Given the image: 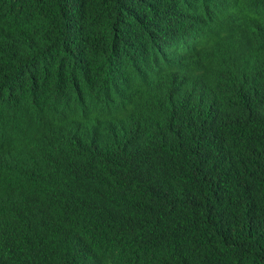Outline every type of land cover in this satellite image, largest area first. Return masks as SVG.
Masks as SVG:
<instances>
[{
	"label": "trees",
	"instance_id": "obj_1",
	"mask_svg": "<svg viewBox=\"0 0 264 264\" xmlns=\"http://www.w3.org/2000/svg\"><path fill=\"white\" fill-rule=\"evenodd\" d=\"M245 10L246 0H0V30L17 28L0 54L19 44L27 72L59 83L92 123L41 109L0 125V146L15 147L0 264H264V24ZM228 27L242 54L204 66L197 43L229 52ZM130 42L179 55L176 75L146 86L136 73L128 88ZM19 86L9 81L10 97ZM103 104L123 121L100 129ZM24 128L36 134H9Z\"/></svg>",
	"mask_w": 264,
	"mask_h": 264
},
{
	"label": "clouds",
	"instance_id": "obj_2",
	"mask_svg": "<svg viewBox=\"0 0 264 264\" xmlns=\"http://www.w3.org/2000/svg\"><path fill=\"white\" fill-rule=\"evenodd\" d=\"M249 5V10L238 12L241 15L252 14L256 19L264 24V0H246ZM222 6H213L209 8V12L217 14V11ZM235 14V13H231ZM213 26V25H211ZM210 26V27H211ZM17 39V28L9 27L5 30H0V51L6 49L13 41ZM226 41L231 45L229 52L218 50L215 43L211 39L202 38L200 43H197L204 56L202 64L206 67H212L224 62L228 57H235L242 54L243 49L237 35L228 27ZM142 42H130L132 54L129 59L128 68L124 64L121 68L127 72L128 79H125L127 86H138L135 74L140 73L141 77L147 79L145 84L150 86L156 84L161 79H167L168 74L176 75L180 64L181 57L176 54H163L158 51L144 49L140 47ZM134 53V54H133ZM8 58L0 59V125L12 124L19 118L26 117L38 110H50L55 121L75 124L77 122L87 121L91 123V117L88 109L75 97L65 96L60 88L59 83L54 87H47L43 84V76H32L26 70V58L19 49V44L15 49L6 50L0 54V57ZM110 60L117 64H122V59L115 55H109ZM2 63H10L11 68L8 70ZM166 69V71H164ZM139 75V77H140ZM70 76L76 86L78 94L87 100L92 108V100H88L86 95V77L81 71L77 72L74 68L70 69ZM17 79L20 81V86L15 93L18 98L9 96V81ZM141 80V78H139ZM169 81V80H168ZM171 83H174L170 81ZM126 86V88H127ZM261 99L264 104V92L258 89ZM101 121L99 127L105 130L109 124H116L123 121L121 110H115L104 104L98 110ZM14 134L22 139L31 138L36 132L29 129H18L9 131V134ZM15 147L10 138L4 146H0V208L4 205V192L12 184V172L9 166ZM26 152H23V155ZM44 158H41L39 163L33 168L32 175L40 184L47 185L50 182V173L44 164ZM43 251L40 250L38 256H42Z\"/></svg>",
	"mask_w": 264,
	"mask_h": 264
}]
</instances>
